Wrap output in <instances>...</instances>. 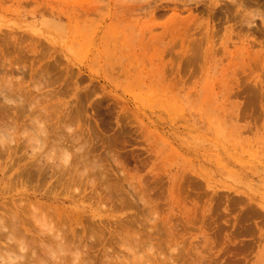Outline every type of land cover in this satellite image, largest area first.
<instances>
[{"label": "rangeland", "instance_id": "obj_1", "mask_svg": "<svg viewBox=\"0 0 264 264\" xmlns=\"http://www.w3.org/2000/svg\"><path fill=\"white\" fill-rule=\"evenodd\" d=\"M198 1L178 5L193 15L183 12L177 24L172 0H0V96L11 80V86L33 88L39 102L51 100L37 114L54 140L53 154L30 143L28 122L17 156L13 128H7L12 119L0 120L13 134L4 138L6 149L0 135L5 224L18 209H33L63 236L71 228L68 213L84 209L85 221L75 228L80 239L84 227L86 239L74 243L84 252L83 264H264V0ZM56 132L87 138L85 149L105 160L96 181L74 184L73 203L40 196L51 186L62 193L57 179L63 173L11 184L19 158L29 170L33 149L34 163L41 160L35 167L55 157L59 162ZM75 143L65 167L79 153ZM21 191L39 198L20 197ZM34 218L26 225L34 240L53 234ZM55 241L43 247L55 252ZM28 242L41 252L42 243ZM68 251L42 253V263L69 264ZM4 252L0 264H9Z\"/></svg>", "mask_w": 264, "mask_h": 264}, {"label": "bare ground", "instance_id": "obj_2", "mask_svg": "<svg viewBox=\"0 0 264 264\" xmlns=\"http://www.w3.org/2000/svg\"><path fill=\"white\" fill-rule=\"evenodd\" d=\"M172 1H174V3H178L177 4V6L175 7V8H173L172 9V11L174 12V19L176 20L177 19V24L178 23H180L181 22V20H183L184 18H182V13L183 12H189L190 13V15H193V9L192 8H188V7H186V8H183V9H179L180 7L178 6L179 4H183V5H186L187 6V3L188 2H191V3H193V2H195V4H199V1L198 0H189V1H187V0H172ZM202 1V0H201ZM249 1V0H248ZM214 3V2H213ZM212 3V5H213V7L214 8H210V10L211 11H213V10H216L215 9V7L216 6H218V4L217 3H215V4H213ZM251 3V2H250ZM261 3V2H260ZM194 4V5H195ZM241 5V4H240ZM156 6V5H155ZM247 7V6H246ZM248 8V7H247ZM169 10V8L168 7H163V8H161V10ZM218 12V11H217ZM85 15V14H84ZM82 16V15H81ZM180 19V20H179ZM225 19V18H224ZM223 19V20H224ZM116 20V19H115ZM243 25V24H242ZM249 25L247 24V26L246 27H248ZM240 27L242 28L243 26H241L240 25ZM260 31V30H259ZM259 31H258V33H259ZM3 36V35H2ZM97 36V35H96ZM20 39V38H19ZM18 39V40H19ZM3 40V39H2ZM9 43V42H8ZM13 44V43H12ZM23 44V43H22ZM18 47V46H17ZM10 48V47H9ZM11 48H13V46H11ZM19 49V48H18ZM10 50V49H9ZM12 50V49H11ZM6 51V50H5ZM12 51H14V50H12ZM27 51V50H26ZM49 51V50H48ZM22 52V51H21ZM29 53V52H28ZM7 54H9L8 52H7ZM30 55V54H29ZM41 55V54H40ZM26 57V56H25ZM41 57H42V55H41ZM30 58H31V56H30ZM46 58V57H45ZM20 59H22V58H20ZM24 59V58H23ZM19 60V59H18ZM27 63V62H26ZM1 65V64H0ZM37 65V64H36ZM48 65H49V63H48ZM3 66V65H2ZM45 66H47V65H45ZM50 66H51V64H50ZM10 67L12 68V66H11V64H10ZM53 67V66H52ZM45 68V67H44ZM46 69V68H45ZM15 70V69H14ZM21 70H23V69H21ZM26 69H24V71H25ZM49 70H50V68H49ZM49 70H48V72H49ZM13 71V70H12ZM2 72H4V71H2ZM2 72H0L1 74H2ZM21 73H23V71L21 72ZM50 74H51V72H49ZM48 74V73H47ZM28 75V74H27ZM7 76V75H6ZM8 76H9V74H8ZM7 76V77H8ZM19 76V75H18ZM46 76H48L49 77V75H46ZM23 77V76H22ZM39 77V76H38ZM44 77V76H43ZM53 77V76H52ZM38 78H36V80H37ZM44 79V80H43ZM42 80H43V82L45 81V78H42ZM51 80V79H50ZM6 82V81H5ZM42 82V81H41ZM42 82V83H43ZM7 83V82H6ZM23 83V82H22ZM22 83H18V84H16L15 86H11L12 84H13V82L11 81V80H9V87L8 88H6V87H4V86H2V88L4 87V89H1V96L3 97V99L0 101V120H1V123L3 122V124H5L6 122L4 121V119L5 118H10V119H12L11 121L13 122V123H11V124H9L10 126H8L7 124V128L9 127V129H11L12 130V128H13V131H14V139H12V143L13 144H15L16 146V155L18 156V154H20V152H21V145H20V141H23V139H21L18 135H19V133H20V131L22 130V129H24L25 128V126H28V122L29 123H31V125H30V128L31 129H29L30 130V132L32 133L31 134V136H30V138H28V140L30 141V143L31 142H37V143H40L41 145H43V147L45 146L46 147V151L47 152H49V151H51V153L53 152L54 153V151H53V148H54V146H53V142H54V140H53V135H51L52 134V128H51V126H50V128H49V126H48V124H47V122L44 124L43 122L45 121L41 116H39V113H40V110L41 111H43L42 109H43V107H49L50 106V104H51V100H49V101H47V102H45V104H43L44 102H39V99H37V94H36V92H34V90H32L31 88H29V87H25L24 86V84H22ZM36 83H38L37 81H35V84H34V86H37V84ZM40 83V82H39ZM51 83V82H50ZM41 84V83H40ZM1 85H3V84H1ZM8 85V84H7ZM53 85V84H52ZM32 86H33V84H32ZM40 86H42V85H40ZM47 87V86H46ZM5 88L6 89H8V90H5ZM37 88H39V90H40V87H38L37 86ZM36 88V89H37ZM41 88H43V87H41ZM37 91V90H36ZM52 92V91H51ZM53 94V93H52ZM49 95V94H48ZM0 96V97H1ZM40 96V100H41V95H39ZM44 96H45V94H44ZM45 97H47V96H45ZM39 98V97H38ZM43 98V97H42ZM48 98V97H47ZM47 98H45V99H47ZM37 99V100H36ZM55 106V105H54ZM51 108H53L52 106H51ZM50 109V108H49ZM37 112H39L38 114H37ZM57 112V111H56ZM40 115H41V113H40ZM53 116V115H52ZM69 116V115H68ZM42 118V119H41ZM9 119V120H10ZM64 119V118H63ZM42 120H44V121H42ZM62 120V119H61ZM58 121V120H57ZM61 122V121H60ZM63 123V122H62ZM67 123V122H66ZM61 124V123H60ZM5 125V126H6ZM63 125V124H62ZM61 125V126H62ZM67 126H68V124H67ZM10 127H12V128H10ZM53 127V126H52ZM4 126H1V124H0V135H2L3 137L1 138V146L2 147H6V145H7V143H6V141H4V138H8V140L10 139V138H12V135L13 134H9V133H7V131H6V133H5V131H3L4 130ZM71 128V127H70ZM8 129V130H9ZM69 129V128H68ZM68 129H66V130H68ZM25 130V129H24ZM58 130V129H57ZM56 130V131H57ZM65 130V129H64ZM64 130H61V131H63V133H64ZM10 131V130H9ZM23 131V130H22ZM21 131V132H22ZM60 131V130H59ZM58 132V131H57ZM56 132V133H57ZM66 132V131H65ZM70 132V131H69ZM27 133V132H26ZM60 133V132H59ZM59 133H57V134H59ZM28 134V133H27ZM26 134V135H27ZM66 134V133H65ZM9 135V136H8ZM23 133H21V136L23 137ZM64 135V134H63ZM63 135H61V134H59V137H57L58 139H55L56 141L55 142H58L57 143V151L59 152V162H56L55 160H56V157L55 158H51V156H50V158L51 159H53V162H52V164H48L47 166H45L44 167V164L40 167H35V163H40V161H36L35 163H34V161H33V158H35V156L37 155L36 153V155L33 157V151H35L32 147H34V148H36V146H30L33 150H31L30 152L32 153V158H30L31 160H29L30 162H31V164H30V168L27 166L26 168H29V170L28 169H25V170H23L22 169V163H23V160L21 159V158H19L20 159V161H19V164H17V165H15V164H13V166L15 165V167H13V171L16 173V172H18V173H20V174H18L17 173V176L16 175H14V177H12V179H11V184L12 185H14V184H17L18 183V185H24L25 186V184H27L28 182V180H30V179H34L35 178V176L36 177H40V178H42L43 176H48L49 174H50V178L51 179H53L54 180V178H55V175L57 174V173H59V174H61V173H63V176L62 177H59L57 180H58V183H59V186H60V189L61 188H63V191H62V193H60L57 189L56 190H53V187L51 186V187H48V190L46 191V194H43V195H40L41 197H43V198H45V199H47V202H50V203H52L53 204V201L54 202H64V203H66V202H69L70 201V203H73L75 200H71V198L70 197H73V196H71V190L73 189V187H74V184H76V186L78 185H80V186H82V185H84V184H86V182H88L89 183V180L91 179V177L93 178V176H95V178H94V180L96 181V178H97V175L102 171V169H100L101 168V161L103 162V160L104 159H102V158H100V156L99 155H96V152H95V149H93V151L95 152H93L91 149H89V150H86L85 149V146H86V144H87V142H85V140L87 139H85L84 141H83V138L80 136H78V138H77V136L76 135H74V134H72V135H70L69 137H67L66 135H65V137L63 136ZM25 136V135H24ZM57 136V135H56ZM1 137V136H0ZM10 137V138H9ZM27 140V139H26ZM25 140V141H26ZM25 141H24V144H25ZM88 141H90V140H88ZM10 142V143H11ZM27 142V141H26ZM34 142H33V144H34ZM75 142H77L79 145H80V148L78 149V154L75 156V158H74V161H73V163H71V165L70 166H68V167H65V164L63 165V162L64 163H66V162H68L69 160H70V155H69V149L70 148H72L71 147V145H73V144H76ZM11 143V144H12ZM36 143V144H37ZM11 144H8L9 146H8V148L7 149H9V151H12L15 147L14 146H10ZM23 144V146H25ZM27 144V143H26ZM35 144V145H36ZM69 144H71V145H69ZM85 145V146H84ZM38 146V145H37ZM43 147L41 148L40 147V149H43ZM44 147V148H45ZM74 147H76V145L74 146ZM73 147V148H74ZM3 148V149H4ZM56 148V147H55ZM1 149V148H0ZM6 149V148H5ZM4 149V150H5ZM24 149V148H23ZM70 150H72V149H70ZM77 150V149H76ZM90 150L92 151V153L90 152ZM2 151V150H1ZM8 151V150H7ZM38 151V150H37ZM41 151V150H40ZM57 151L55 152V153H57ZM96 151H98V150H96ZM5 152V151H4ZM76 152V151H75ZM99 152V151H98ZM107 152V154H108V151H106ZM1 153H3V151L1 152ZM27 153H29V152H27ZM46 153V152H45ZM52 153V154H53ZM104 153V152H103ZM48 154H50V152L48 153ZM73 154H74V152H73ZM106 154V153H105ZM106 154V155H107ZM6 155V154H5ZM24 155V154H23ZM25 155H27V158H25L26 160L28 159V155L29 154H25ZM31 155V154H30ZM46 155H47V153H46ZM45 155V156H46ZM57 155V154H56ZM93 156V160L91 159H89V157L90 156ZM109 155H111L110 153H109ZM2 156V155H1ZM49 156V155H48ZM48 156H46V157H48ZM103 156V155H102ZM113 156V155H112ZM31 157V156H30ZM43 157V156H42ZM108 157V156H107ZM23 159H24V157H22ZM109 158H110V156H109ZM115 158V157H114ZM2 159V158H1ZM15 159H17V157L15 158ZM50 159V160H51ZM110 159H112V158H110ZM48 160V159H47ZM109 160V159H108ZM52 161V160H51ZM105 161V160H104ZM117 161V160H116ZM1 162V161H0ZM45 163H46V160L44 161ZM111 162V161H110ZM41 163H43V162H41ZM68 163H70V162H68ZM113 163V162H112ZM114 164H115V161H114ZM117 164H118V162H117ZM119 165V164H118ZM106 166V165H105ZM103 167H104V165H103ZM105 169V168H104ZM107 169V168H106ZM12 170V169H11ZM34 171L36 172L35 174H34ZM53 171V175H51V172ZM63 171H65V172H63ZM106 171V170H105ZM108 171V170H107ZM101 174V173H100ZM6 175H7V173H6ZM5 176V175H4ZM101 176H102V174H101ZM99 177V176H98ZM26 178V179H25ZM49 178V179H50ZM37 179V178H36ZM103 179H105L104 177H103ZM27 180V181H26ZM56 180V181H57ZM108 180V179H107ZM55 181V182H56ZM95 181H92V183H91V185L93 186L94 185V182ZM102 181V179L100 180V182ZM110 181V180H109ZM43 182V181H42ZM41 182V183H42ZM55 182H53V183H55ZM99 182V183H100ZM106 182V181H105ZM47 183V182H46ZM98 183V184H99ZM108 183V182H107ZM90 184V183H89ZM109 184H111V183H109ZM31 185V184H30ZM56 185V184H55ZM106 185V184H105ZM104 185V186H105ZM112 185H114V184H112ZM112 185H110V187L112 186ZM77 186V187H78ZM90 186V185H89ZM103 186V187H104ZM108 186V185H107ZM116 186V185H115ZM114 186V187H115ZM8 187V186H7ZM12 187V186H11ZM34 187H36L35 185H34ZM34 187H32V188H34ZM84 186H82L81 188H83ZM109 187V186H108ZM113 187V186H112ZM31 188V189H32ZM107 187L105 186V189H106ZM13 189V188H12ZM55 189V188H54ZM59 189V190H60ZM78 189V188H77ZM112 189V188H111ZM9 190V189H8ZM103 190V189H102ZM101 190V191H102ZM5 191V190H4ZM98 191H99V188H98ZM106 191V190H105ZM108 191H111L112 192V190H110V189H108ZM11 192V191H10ZM100 192V191H99ZM97 193V192H96ZM103 193H104V191H103ZM110 193V192H109ZM117 193V191L115 192V193H112V196L110 195V197L111 198H113V195L114 194H116ZM41 194V193H40ZM93 194H94V192H93ZM98 194V193H97ZM129 195H131L130 193H128ZM59 195H61V196H63L64 198H66V200H64V199H62V198H60V196ZM108 194L106 195V196H109ZM128 195V196H129ZM18 196H24V197H28V198H33V199H38L39 197H38V195H31V194H29V193H27L26 191H21L20 193H19V195ZM139 196V195H138ZM87 197V196H86ZM89 197H90V195H89ZM114 197H115V195H114ZM127 197V196H126ZM137 197V196H136ZM140 197V196H139ZM88 199V198H87ZM97 199V198H96ZM106 199V198H105ZM104 199V200H105ZM134 199V198H133ZM136 199V198H135ZM142 199V198H141ZM27 200V199H26ZM26 200H24V201H26ZM111 200V199H110ZM139 200V199H138ZM19 201V200H18ZM116 201V200H115ZM134 201V200H133ZM76 202V201H75ZM78 202V201H77ZM18 203V202H17ZM22 203H24V202H22ZM80 203V202H79ZM131 203V202H130ZM11 203H9V205H10ZM132 204V203H131ZM12 205V204H11ZM19 205V204H18ZM51 205V204H50ZM1 207V206H0ZM33 207V206H32ZM41 207V206H40ZM81 207V206H80ZM95 207V206H94ZM82 208V207H81ZM84 208V207H83ZM14 209V208H13ZM23 209H24V207H23ZM25 210V209H24ZM21 211V210H17L14 214H11V216H13L12 217V219H11V223L10 222H7L6 221V224L8 223H10L9 224V231H4V229L7 227L6 226V224H5V220H4V216H3V218H2V216H1V219H0V227H1V230H0V254H2V252H4V251H6V252H8L9 253V259H8V261L7 262H9V264H12V263H14L16 260H18V263L17 264H43L42 262L46 259V258H44V256H43V254H49L50 256H51V254L53 255V249H51V248H49V247H47V248H44L43 247V243L44 242H50V243H48V244H50L49 246H51V244L55 241L56 243V247L57 248H55V252H56V254H57V252L59 251V252H66V251H68V252H71V255H70V257H69V259L68 258H66L65 259V262H68V261H70L69 262V264L70 263H72V262H76V261H78V259L80 260V262H79V264H81L82 262H83V259H82V257L84 256V252H83V250H82V248L81 247H74V243H75V241L76 240H85L86 238H85V232H84V227L82 228V234L79 236L80 237V239H78V231L76 230V226H79V225H83V222L85 221H83V217H84V213H86V211L83 209L82 210V212L81 213H76V212H72V213H68V217H67V219H68V222L70 223L69 225L71 226V228L69 229V232H61L62 233V235H63V233H65V235H63V236H61V234L60 233H55L54 232V230H53V225L50 223V222H47V217H45L46 219H44V215L42 214V217L43 218H41V215H40V213L37 215L36 213L37 212H35V210H33V209H31V211ZM33 210V211H32ZM36 210H40L39 208H37L36 207ZM8 212V211H7ZM6 212V213H7ZM31 212V213H30ZM51 212V211H50ZM92 212H94L95 214H96V211H94V210H92ZM145 212H148V211H145ZM150 212V211H149ZM31 214H32V218L33 217H35L34 219H36V221L38 222V223H44V222H47L48 223V225H50V227H48V228H50V229H48L50 232H52L53 234H51L49 231V233L51 234V235H49V233H46V234H48L49 236H48V238L46 237V238H43V236L42 235H40L39 234V236H38V239L37 240H34V234H32L31 232V229H29V228H27L26 227V225H29L28 223H32L31 222ZM145 214V213H144ZM146 215V214H145ZM96 215H94V217H95ZM150 216V215H149ZM50 219V218H49ZM55 219V218H54ZM139 219V218H138ZM152 219V218H151ZM8 220V219H7ZM149 220V219H148ZM10 221V220H9ZM15 221H16V223H15ZM52 221H53V219H52ZM66 221V220H65ZM133 221H135V220H133ZM36 222V223H37ZM47 223H46V225H47ZM60 224L62 225V223L60 222ZM66 224H67V222H66ZM134 224V223H133ZM134 225H136V224H134ZM41 226H43V225H41ZM20 227L22 228L21 230H20ZM134 227V226H133ZM46 228V227H45ZM118 228V227H117ZM47 229V228H46ZM23 230H24V232H23ZM37 230V229H36ZM45 230V229H44ZM43 230V231H44ZM81 230V229H80ZM35 231V230H34ZM39 231V230H38ZM38 231H35V232H37V233H40V232H38ZM47 230H45L44 231V233L43 234H45V232H46ZM57 231H59V230H57ZM64 231H66V230H64ZM60 232V231H59ZM105 232H106V230H105ZM27 233H29V235H27ZM45 234V235H46ZM93 234H94V232H93ZM93 234H90L91 236L93 235ZM106 234V233H105ZM8 235V236H7ZM164 234L162 233V236H163ZM167 235V234H166ZM26 236H27V238H26ZM45 237V236H44ZM96 237H97V235H96ZM128 237V236H127ZM134 237V236H133ZM167 237H169V236H167ZM129 238V237H128ZM148 238V237H147ZM9 240V242H4L5 240ZM29 239H30V241H31V239H33V242H38V246L40 247V243H42V245H41V252L40 253H38L39 252V250L37 249V248H35L36 246H35V244L34 243H32V242H28L29 241ZM53 239H54V241H53ZM76 239V240H75ZM98 239V240H97ZM131 239H132V237H131ZM152 238H150V240H151ZM73 240V241H72ZM89 240V239H88ZM100 239L99 238H96V243L97 244H100L99 241ZM118 240V239H117ZM133 240V239H132ZM148 240V239H147ZM64 241H66V242H68V243H73V245L72 244H64ZM91 241H92V239H91ZM90 241V242H91ZM95 241V240H94ZM104 241V240H103ZM112 241V240H111ZM115 241V240H114ZM119 241V240H118ZM79 242V241H78ZM122 242H124V241H122ZM128 242V241H127ZM146 242V241H145ZM84 243V242H83ZM94 243V242H93ZM147 243V242H146ZM82 244V243H81ZM81 244H80V246H81ZM119 244V243H118ZM149 244V243H148ZM95 245V244H94ZM106 246V245H105ZM109 246V245H108ZM127 246V245H126ZM155 247H157V245H154ZM43 247V248H42ZM148 247V246H147ZM85 248H87V247H85ZM93 248V247H92ZM95 249V248H94ZM145 249V248H144ZM54 252V253H55ZM118 252H119V250H118ZM5 253V252H4ZM43 253V254H42ZM67 253V252H66ZM87 253V252H86ZM94 253V252H93ZM92 253V254H93ZM104 253H107L106 252V250H105V252ZM64 254V253H63ZM87 254H89V253H87ZM86 255V254H85ZM112 255H114V254H112ZM122 254H120V256H121ZM125 255V254H124ZM130 255V254H129ZM171 255H173V254H171ZM8 256V255H7ZM42 256H43V260H42ZM115 256V255H114ZM123 256V255H122ZM1 258H3L4 259V257L1 255L0 256ZM124 257V256H123ZM0 258V259H1ZM13 258V259H12ZM62 258V257H61ZM65 257H63V259H64ZM87 258H88V256H87ZM90 258V257H89ZM122 258V257H121ZM159 258V257H158ZM2 259V260H3ZM16 259V260H15ZM63 259L61 260L62 262H63ZM86 259V258H85ZM92 259H93V256H92ZM95 259H97V257L95 258ZM100 259V258H99ZM101 259H102V257H101ZM105 259V258H104ZM6 260H7V258H6ZM5 260V261H6ZM10 260V261H9ZM15 260V261H14ZM47 260V259H46ZM46 260H45V262H46ZM52 260V259H51ZM86 260H89V259H86ZM85 260V261H86ZM126 260H127V258H126ZM153 260V259H152ZM14 261V262H13ZM17 262V261H16ZM44 262V263H45ZM65 262H63V263H65ZM92 261H90V262H88L87 261V263L86 264H88V263H91ZM100 262V261H99ZM99 262H97V264H99ZM127 262V261H126ZM171 262V261H170ZM1 263H2V261H1ZM3 263H4V261H3ZM48 263V262H47ZM61 263V262H60ZM77 263V262H76ZM104 263H106V259H105V261H104ZM103 263V264H104ZM5 264V263H4ZM8 264V263H7ZM49 264H50V262H49ZM56 264V263H55ZM62 264V263H61ZM83 264V263H82ZM92 264V263H91ZM101 264V263H100ZM111 264V263H110ZM114 264V263H113Z\"/></svg>", "mask_w": 264, "mask_h": 264}]
</instances>
